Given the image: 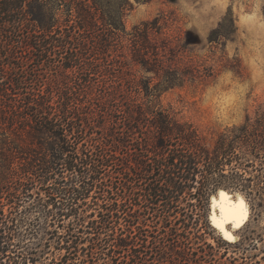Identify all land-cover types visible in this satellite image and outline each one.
I'll return each mask as SVG.
<instances>
[{"label": "trees", "instance_id": "1", "mask_svg": "<svg viewBox=\"0 0 264 264\" xmlns=\"http://www.w3.org/2000/svg\"><path fill=\"white\" fill-rule=\"evenodd\" d=\"M46 1L0 0V264L161 263L201 241L184 210L212 229L206 210L218 189L264 202V110L207 148L161 109L167 75L93 83L110 72L111 49L128 43L141 70L167 74L149 41L154 25L127 33L129 0H52L42 20ZM139 201L148 214H180L182 229L160 247L139 225ZM207 246L201 260L213 255Z\"/></svg>", "mask_w": 264, "mask_h": 264}, {"label": "rangeland", "instance_id": "2", "mask_svg": "<svg viewBox=\"0 0 264 264\" xmlns=\"http://www.w3.org/2000/svg\"><path fill=\"white\" fill-rule=\"evenodd\" d=\"M129 1L132 9L123 18L127 33L145 22L154 25L148 32L149 41L157 48L167 74L162 71L155 76L141 70L132 61L131 46L127 42L111 49L102 60L103 69L111 74H94L93 83L111 86L121 82L118 79L121 77L123 81L133 82L147 78L151 84H156L167 75L168 89L159 97L161 109L174 116L178 123L190 125L202 144L210 149L218 135L264 110V0ZM55 5L47 0L40 18L47 20ZM93 37L94 34L92 45ZM123 107L120 103L117 106L118 109ZM112 115L123 116L115 109ZM218 190L209 197L206 210L212 229H205L199 216L202 212L184 210L187 215L192 213L195 221L193 228L187 231L197 232L201 241L190 244L189 256H186L187 249L178 255L168 250V260L155 261V264H264V202L258 206L247 195L225 190L232 198L240 195L249 213L244 224L232 230L234 240L229 241L210 222L211 197H216ZM190 203L197 202L191 200ZM139 205V225L152 233L160 247L167 232L170 237L169 230L182 229L178 222L180 214L170 217L161 207L148 214L143 201H139ZM189 237L192 238V234ZM46 238L42 237V249ZM217 240H225L229 245ZM239 240L241 245L237 244ZM207 245L213 247V255L201 260L199 255L203 250L208 251Z\"/></svg>", "mask_w": 264, "mask_h": 264}, {"label": "snow or ice", "instance_id": "3", "mask_svg": "<svg viewBox=\"0 0 264 264\" xmlns=\"http://www.w3.org/2000/svg\"><path fill=\"white\" fill-rule=\"evenodd\" d=\"M219 211L221 213L223 223H232L237 229H239L244 224L249 215L248 209L245 206V202L242 199L238 200L234 204H221L219 207ZM213 223L217 228L220 229L226 239H228L229 241H233V238L231 236H228L227 233L224 232L222 224L216 223L215 217H213Z\"/></svg>", "mask_w": 264, "mask_h": 264}, {"label": "bare ground", "instance_id": "4", "mask_svg": "<svg viewBox=\"0 0 264 264\" xmlns=\"http://www.w3.org/2000/svg\"><path fill=\"white\" fill-rule=\"evenodd\" d=\"M221 194H223V195H221ZM241 199L244 200L240 195H238V196L235 197V198H232V195H231V194L227 193L226 191H222V190L218 191L216 197H214V196L211 197V210H212V211H211V214H210V221H211V224H212L215 228H217V227L215 226V224L213 223V217H215V221H216V223H221L224 232L227 233L228 236H231V237L233 238V240H234V236L232 235V230H235V229H237V228H236L232 223H223V221H222V216H221V213H220V211H219V207H220L221 204H225V203L234 204V203H236L238 200H241ZM244 202H245V201H244ZM245 206H246L247 209H248V206H247L246 202H245ZM227 225H230V226H231V228H230L229 230L226 228ZM217 229L220 231L219 228H217ZM220 232H221V231H220ZM222 236L225 238V236H224L223 233H222ZM225 239H226V238H225ZM227 240H228V239H227Z\"/></svg>", "mask_w": 264, "mask_h": 264}, {"label": "water", "instance_id": "5", "mask_svg": "<svg viewBox=\"0 0 264 264\" xmlns=\"http://www.w3.org/2000/svg\"><path fill=\"white\" fill-rule=\"evenodd\" d=\"M219 190L225 191V190H223V189H219ZM219 190H218V191H219ZM210 222H211V221H210ZM228 227H231V226L228 225ZM219 233L222 234V232H220V231H219ZM221 236H222V235H221Z\"/></svg>", "mask_w": 264, "mask_h": 264}, {"label": "clouds", "instance_id": "6", "mask_svg": "<svg viewBox=\"0 0 264 264\" xmlns=\"http://www.w3.org/2000/svg\"><path fill=\"white\" fill-rule=\"evenodd\" d=\"M226 106H227V102H226Z\"/></svg>", "mask_w": 264, "mask_h": 264}]
</instances>
